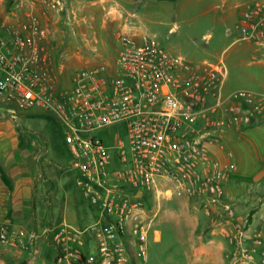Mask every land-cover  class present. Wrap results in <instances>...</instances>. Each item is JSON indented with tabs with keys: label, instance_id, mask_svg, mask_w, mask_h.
<instances>
[{
	"label": "built area",
	"instance_id": "built-area-1",
	"mask_svg": "<svg viewBox=\"0 0 264 264\" xmlns=\"http://www.w3.org/2000/svg\"><path fill=\"white\" fill-rule=\"evenodd\" d=\"M47 1L63 7L62 0ZM241 21L243 40L264 42V0ZM41 35L35 21L14 27L0 13V102L58 121L75 186L95 213L84 230L68 224L48 229L56 264L144 262L155 217L146 202L150 193L200 197L208 208L223 207L233 227L234 264H264L263 236L233 222L235 210L223 201L237 166L214 149L222 133L264 117V93L226 94L223 67L193 70L154 39L128 35L119 36L112 63L80 69L59 88ZM121 122L127 143L116 136L110 146L99 133ZM26 234L0 225L2 244L17 247Z\"/></svg>",
	"mask_w": 264,
	"mask_h": 264
},
{
	"label": "crops",
	"instance_id": "crops-1",
	"mask_svg": "<svg viewBox=\"0 0 264 264\" xmlns=\"http://www.w3.org/2000/svg\"><path fill=\"white\" fill-rule=\"evenodd\" d=\"M206 1L210 5L204 13L218 8L216 4L220 2L225 10L219 21L233 18L235 30L245 41L242 14L260 0H62L61 8L47 0H0V12L12 16L5 18L14 27L34 21L39 25L43 33L41 45L57 85L67 88L76 71L94 67L99 61L112 63L119 36L128 35L138 41L154 39L145 32L146 23L154 20L152 17L161 23L159 18L170 12V7L185 14L194 3ZM226 33L230 36L232 30ZM245 42L253 46L254 61L263 63L259 54L264 56V42ZM188 64L197 71L208 66L223 67L228 76L224 58L216 63ZM238 90L226 92L224 86L226 94ZM9 112L13 114L0 115V225L27 234L17 247L0 243V264H48L39 261V255L52 258L56 264L57 250L48 229L61 224L83 229L95 222V213L75 186L59 145L25 122L38 113L17 114L11 109ZM214 149L220 159L237 166L223 196L224 203L235 210L233 222L264 238V117L250 126L232 127L222 133ZM150 196L160 207L162 200L153 193ZM177 200L183 207L182 222L190 221L193 229L187 234L185 264H234L233 227L224 208H208L206 200L200 197L178 196ZM85 238L89 241L88 236ZM155 239H160L157 234Z\"/></svg>",
	"mask_w": 264,
	"mask_h": 264
},
{
	"label": "rangeland",
	"instance_id": "rangeland-1",
	"mask_svg": "<svg viewBox=\"0 0 264 264\" xmlns=\"http://www.w3.org/2000/svg\"><path fill=\"white\" fill-rule=\"evenodd\" d=\"M209 5L210 1L200 4L194 3L190 6L192 8L185 14L177 12L175 6L170 7V12L159 18V20H162L161 23H158L157 17H152L151 19L154 20L146 23L145 32L148 36L154 38L159 47L165 52L182 57L193 65L200 64L203 61L216 63L224 58L228 70L225 85L226 92L238 89L264 92V62L254 61V54L251 51L253 46L251 47L245 41H241L239 32L235 30L236 22L233 18L224 23L219 21L225 10L221 7L220 2L216 4L219 5L218 8L204 13ZM163 10L167 12L168 9L163 8ZM2 13L5 14H2L3 17H12L5 11H2ZM228 29L232 30L230 36L226 33ZM209 34L210 38H208ZM259 55L264 60V56ZM10 109L15 110L17 114L22 113L13 106H7L0 102V115L7 116L8 114L9 116L13 114L12 112L7 113ZM25 122L37 133L47 135L50 140L59 145L65 167L68 169L71 166L72 157L65 143L63 128L58 121L51 115L40 116L38 114L26 118ZM104 132H100L99 135L105 136L110 146L113 145V139L116 136L123 138L127 143L128 133L125 122L118 123ZM111 152L114 154L115 150ZM72 173L75 179V173L73 171ZM177 199L178 195L161 197L162 207H159V202L148 196L146 202L149 207H155L153 209L155 217L153 228L149 232L146 243L147 262H141L140 264H185L184 252L187 248V234H191L193 229L190 221L182 222L183 219L180 216L183 207L180 205L181 201ZM190 210L192 213V207ZM88 226L86 225L85 228ZM156 232H159L158 238H160L157 241L155 239ZM86 236H88L90 252L93 253V239L90 233H87ZM37 258L39 261L54 264L50 257L39 255Z\"/></svg>",
	"mask_w": 264,
	"mask_h": 264
},
{
	"label": "water",
	"instance_id": "water-1",
	"mask_svg": "<svg viewBox=\"0 0 264 264\" xmlns=\"http://www.w3.org/2000/svg\"><path fill=\"white\" fill-rule=\"evenodd\" d=\"M140 196H142V193H139Z\"/></svg>",
	"mask_w": 264,
	"mask_h": 264
},
{
	"label": "trees",
	"instance_id": "trees-1",
	"mask_svg": "<svg viewBox=\"0 0 264 264\" xmlns=\"http://www.w3.org/2000/svg\"><path fill=\"white\" fill-rule=\"evenodd\" d=\"M91 210H92V208H91ZM93 211V210H92ZM94 212V211H93Z\"/></svg>",
	"mask_w": 264,
	"mask_h": 264
}]
</instances>
